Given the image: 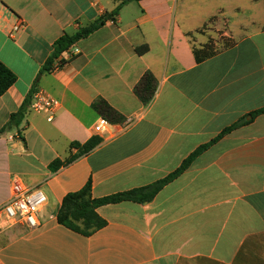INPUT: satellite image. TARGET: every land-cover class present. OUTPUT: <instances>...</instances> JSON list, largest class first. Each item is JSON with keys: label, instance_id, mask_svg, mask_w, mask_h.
Masks as SVG:
<instances>
[{"label": "crops", "instance_id": "0c3cea01", "mask_svg": "<svg viewBox=\"0 0 264 264\" xmlns=\"http://www.w3.org/2000/svg\"><path fill=\"white\" fill-rule=\"evenodd\" d=\"M122 1L0 0V61L17 76L0 95V129L29 100L0 134V208L15 178L47 196L37 228L0 212V264H264V0H129L44 69L61 36ZM148 71L157 89L144 104L135 87ZM38 88L59 101L52 122L30 109ZM99 100L135 123L96 133ZM238 123L151 202L99 207L106 224L88 236L58 222L88 181L94 198L147 186ZM93 137L91 152L50 169Z\"/></svg>", "mask_w": 264, "mask_h": 264}, {"label": "trees", "instance_id": "16d2710c", "mask_svg": "<svg viewBox=\"0 0 264 264\" xmlns=\"http://www.w3.org/2000/svg\"><path fill=\"white\" fill-rule=\"evenodd\" d=\"M127 1L129 0L122 1V3H120L113 12L105 13L96 22L86 27L80 28L74 34H64L61 36L54 43L52 56L44 66V69L49 71L53 66L54 60L61 56L66 50L70 49L76 42L90 36L92 33L102 27L108 20H114L115 16L122 8V5ZM136 51L140 55L145 54L148 51V46H139L136 48ZM16 80L17 76L0 61V95L5 94L7 90L16 82ZM156 89V78L150 71H148L143 75L139 83L136 85L135 92L144 104H148L153 99ZM28 104L29 100L27 99L20 110L10 116L8 123L2 129H0V134L6 130L20 126L25 117ZM94 108L111 124H119L124 121V118L104 100H99L97 103H95ZM261 112H264V110L260 111L259 113ZM239 125L240 124L238 123L225 129L210 143L197 148L173 173L147 186L133 188L105 197L94 198L92 196V183L91 181H88L82 189L77 192L69 193L64 197L57 214L58 222L83 235H91L95 231L104 227L106 224V222L97 213V209L99 207L124 201H133L140 204L151 202L159 193V191L164 188V186L169 184L172 180L186 171L194 163L198 156H200L220 138L230 133ZM101 141L102 139L100 137H93L83 144L73 142L70 145V148L77 149V153L75 155H71L66 160L56 159L51 163L50 169L52 171H57L59 168L72 163L78 157L88 154L93 149H95L101 143Z\"/></svg>", "mask_w": 264, "mask_h": 264}, {"label": "built area", "instance_id": "2783aa9c", "mask_svg": "<svg viewBox=\"0 0 264 264\" xmlns=\"http://www.w3.org/2000/svg\"><path fill=\"white\" fill-rule=\"evenodd\" d=\"M25 28L24 21L19 19L12 27V33ZM62 66V61L57 60L53 64L52 70H58ZM59 108V101L51 96L46 90L38 88L34 90L30 103V109L44 114L49 122L55 118V113ZM135 123L134 118L124 119L123 129L131 127ZM110 122L101 117L95 126V132L104 134L110 127ZM47 204V196L37 187H30L20 179H13L11 183V197L0 208L4 216V221L8 225L22 223L29 228H37L40 225L38 215Z\"/></svg>", "mask_w": 264, "mask_h": 264}]
</instances>
